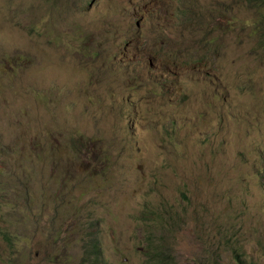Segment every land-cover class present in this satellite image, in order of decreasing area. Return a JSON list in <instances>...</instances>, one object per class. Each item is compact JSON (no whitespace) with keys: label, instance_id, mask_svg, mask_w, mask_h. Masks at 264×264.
<instances>
[{"label":"rangeland","instance_id":"rangeland-1","mask_svg":"<svg viewBox=\"0 0 264 264\" xmlns=\"http://www.w3.org/2000/svg\"><path fill=\"white\" fill-rule=\"evenodd\" d=\"M263 21L252 0H0V264H150L153 242L264 264Z\"/></svg>","mask_w":264,"mask_h":264},{"label":"trees","instance_id":"trees-1","mask_svg":"<svg viewBox=\"0 0 264 264\" xmlns=\"http://www.w3.org/2000/svg\"><path fill=\"white\" fill-rule=\"evenodd\" d=\"M264 3V0H256V4L262 5ZM260 30L262 32V35L264 37V21L262 22V25L260 27ZM153 214V212H149L148 213V217H151V215ZM161 216V215H160ZM5 240H8L7 236H4ZM91 250L87 251V253H92L91 255L94 257V259H92L91 256H86L84 257V261L86 263H90L92 262V260H96L99 257V245H98V241L94 240L91 245H89ZM147 253L149 255V259H150V264H174L173 260H172V255L170 250L168 249V247L166 246V244H162L159 242H153L150 246H148L147 248ZM94 262V263H98ZM239 264H248L247 262H245L243 259L240 260Z\"/></svg>","mask_w":264,"mask_h":264},{"label":"clouds","instance_id":"clouds-1","mask_svg":"<svg viewBox=\"0 0 264 264\" xmlns=\"http://www.w3.org/2000/svg\"><path fill=\"white\" fill-rule=\"evenodd\" d=\"M252 1L256 3V0H252ZM19 66H20L21 68L24 66L23 61H21V62L19 63ZM107 85H109V84L106 83V86H107ZM85 249H86L87 251H90V250H91V248H90V246H89L88 243H87Z\"/></svg>","mask_w":264,"mask_h":264}]
</instances>
